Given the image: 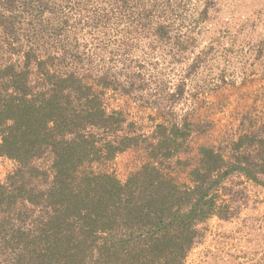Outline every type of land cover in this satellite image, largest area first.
<instances>
[{
  "label": "trees",
  "instance_id": "obj_1",
  "mask_svg": "<svg viewBox=\"0 0 264 264\" xmlns=\"http://www.w3.org/2000/svg\"><path fill=\"white\" fill-rule=\"evenodd\" d=\"M65 4L0 0V157L18 165L0 184V264H185L202 225L237 216L244 196L225 200L224 183L235 175L259 182L264 151L244 150V139L229 158L200 147V164L182 183L171 160L188 152L194 131L172 122L157 125L149 162L126 181L86 171L147 142L104 99L145 84L127 69L123 81L98 65L112 51L98 43L90 53L61 20ZM149 27L131 25L126 34L149 35ZM132 49L121 42L122 52ZM43 160L47 169L37 164Z\"/></svg>",
  "mask_w": 264,
  "mask_h": 264
},
{
  "label": "rangeland",
  "instance_id": "obj_2",
  "mask_svg": "<svg viewBox=\"0 0 264 264\" xmlns=\"http://www.w3.org/2000/svg\"><path fill=\"white\" fill-rule=\"evenodd\" d=\"M55 1L67 3L61 20L78 29L90 53L98 43L112 51L104 60L97 57L98 65L123 81L127 69L145 84L143 89L108 90L104 99L109 111L123 110L147 142L111 162L87 165L86 171L126 181L149 162L157 125L172 122L188 121L194 131L188 152L171 160L172 175L182 183H189L199 166L200 147H213L229 158L234 143L244 139V150L264 151V0ZM145 23L149 35L126 34L128 26ZM93 24L101 26L94 29ZM160 29L164 36L158 38L154 34ZM123 40L133 46L127 53L120 50ZM178 160L183 162L179 166ZM37 164L49 167L46 160ZM17 167L0 157V184ZM257 168L264 170V165ZM258 178L255 183L235 175L224 183L225 200L229 194L244 196L234 210L237 216L229 221L214 217L202 225L204 237L185 264H264V174Z\"/></svg>",
  "mask_w": 264,
  "mask_h": 264
}]
</instances>
